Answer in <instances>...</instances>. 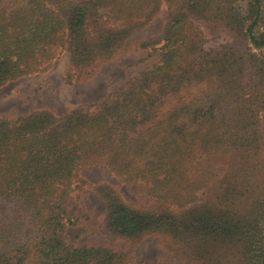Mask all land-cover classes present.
<instances>
[{
	"label": "trees",
	"instance_id": "obj_1",
	"mask_svg": "<svg viewBox=\"0 0 264 264\" xmlns=\"http://www.w3.org/2000/svg\"><path fill=\"white\" fill-rule=\"evenodd\" d=\"M163 9L135 46L157 62L102 102L0 117V264H264V0H0V88L58 59L89 82ZM203 30L237 43L207 50ZM93 165L143 201L94 186L104 232L154 236L169 263L66 243Z\"/></svg>",
	"mask_w": 264,
	"mask_h": 264
},
{
	"label": "rangeland",
	"instance_id": "obj_2",
	"mask_svg": "<svg viewBox=\"0 0 264 264\" xmlns=\"http://www.w3.org/2000/svg\"><path fill=\"white\" fill-rule=\"evenodd\" d=\"M166 9L149 26L135 35L131 51L122 57L101 65L95 76L80 84L65 85L62 81L64 66L62 59L53 61L40 74L11 81L0 88V117L16 119L33 109L45 108L56 115H61L78 106L100 103L126 82L149 69L157 62V57L148 55V51L137 50L135 46L161 33L165 24ZM205 48L212 50L222 44H234L233 39L221 31H205ZM242 46V44H241ZM250 48L249 45L244 46ZM84 185L79 192H74L66 205L68 224L65 229L66 243L79 247H106L116 252L125 253L138 262L169 263L170 258L163 253L158 238L146 237L138 244H129L104 232L102 221L105 207L102 199L93 187L102 181L119 185L121 195L129 202L143 203L134 187L127 186L108 174L101 166H89L80 172Z\"/></svg>",
	"mask_w": 264,
	"mask_h": 264
}]
</instances>
